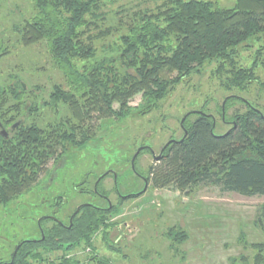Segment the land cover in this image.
<instances>
[{"label":"trees","instance_id":"trees-1","mask_svg":"<svg viewBox=\"0 0 264 264\" xmlns=\"http://www.w3.org/2000/svg\"><path fill=\"white\" fill-rule=\"evenodd\" d=\"M34 1L38 14L23 27L22 41L47 43L53 61L69 80L70 90L57 88L50 103L42 106L50 108L55 120L34 121L48 109L25 101L24 83H0V205L10 204L36 186L52 160L57 167L69 146L80 144L76 142L79 125L93 116L124 120L133 113L128 104L140 94L146 101L139 108L140 115H146L177 85L211 65H217L216 74L228 75L224 82L228 91H246L255 82L252 69H237L235 56L261 42L264 0H235L232 7L224 8L208 0H162L155 9L139 12L127 32L118 36L114 55L100 59L95 41L84 35L91 20L99 16L103 0ZM61 103L70 109L66 121L58 119ZM115 103L120 105L119 112L113 108ZM245 104L247 112L234 117L230 130L220 136L211 116L197 113L193 120L187 118L184 137L167 146L148 172L147 184L152 188L175 184L182 189L215 186L223 193L264 197V113ZM17 123L20 125L14 129ZM3 129L7 137L2 136ZM86 138L85 134L82 145ZM106 178L98 183V192L108 197L110 193L102 188ZM116 183L115 192L119 191ZM56 200L60 211L62 201ZM115 210L109 204H85L68 223L43 218L40 239L21 241L15 261L12 263L13 253L9 264H82L69 258L79 249L91 250L89 263L111 264L99 257L95 239L100 234V245L121 252L119 240H111L117 227L110 222ZM48 222L53 226L47 227ZM258 224L264 232V206ZM172 232L174 242L185 241L186 233L178 228ZM59 253L61 256L50 261V256Z\"/></svg>","mask_w":264,"mask_h":264},{"label":"rangeland","instance_id":"rangeland-1","mask_svg":"<svg viewBox=\"0 0 264 264\" xmlns=\"http://www.w3.org/2000/svg\"><path fill=\"white\" fill-rule=\"evenodd\" d=\"M208 1L221 8L235 3V0ZM161 2L103 0L99 16L91 20L84 35L95 41L98 58L114 55L118 36L127 32L131 21L139 12L155 9ZM37 14L34 0H0V54H4L0 57V83H24L25 101L37 103L41 108L50 103L57 88L69 91L70 87L45 41H22L23 27ZM263 45L264 35L260 43L235 56L237 69L254 71L255 82L246 91L226 90L224 82L228 75L216 74L217 65H211L177 85L146 115H140L139 108L146 104L140 94L128 104L133 113L124 120H98L93 116L79 125L82 128L76 142L80 144L70 145L57 167L52 160L30 191L6 206L0 205V262L8 264L21 241L39 240V221L55 211L58 219L68 223L81 205L107 207V201L92 192L99 177L107 176L102 188L110 193L109 201L116 207L110 222L121 227L112 231L111 240L117 242L123 237L117 246L121 252L117 253L100 245V235L97 236L100 258L111 264H264V232L258 224L264 197L223 193L215 186L182 189L175 184L166 188L146 184L148 172L157 165L155 157L160 156L168 143L184 137L187 118L193 120L197 113L211 116L215 133L220 136L230 130L234 117L247 112L246 102L264 113ZM258 50H262L261 55ZM113 108L120 111L118 103ZM41 109L48 110L34 121L56 119L50 108ZM58 109V119L66 121L70 117L68 105L61 103ZM69 121L70 125L75 124L72 118ZM85 134L87 142L82 145ZM138 151L134 171L131 162ZM113 175L118 179L119 194L137 195L136 198L122 201L114 191ZM57 198L63 204L60 211L55 206ZM46 226L52 227L53 223ZM175 228L186 233L182 244L173 241ZM90 253L91 250L79 249L69 258H77L82 264H96L88 262ZM59 256L61 253L53 254L49 259Z\"/></svg>","mask_w":264,"mask_h":264},{"label":"flooded vegetation","instance_id":"flooded-vegetation-1","mask_svg":"<svg viewBox=\"0 0 264 264\" xmlns=\"http://www.w3.org/2000/svg\"><path fill=\"white\" fill-rule=\"evenodd\" d=\"M113 177H114V179H115V183H116V182H117V177H116V175H113ZM101 178H104V176L99 177V179L97 180V182H96V184H95V186H94V190H93L92 192H93L94 196L104 199L105 201H107V203L110 205V207H112V205H111V203H110V201H109V197H107V196H105V195H103V194H100V193L98 192V183L102 181ZM116 184H117V183H116ZM116 184H115V185H116ZM146 184H147V182H146ZM96 189H97V190H96ZM116 193H117V195H118L120 198H123V197L119 194V191H116ZM82 206H84V205L79 206L78 209L80 208V210H81ZM56 213H57V212L55 211L54 214H52L50 217H47V218H50V220H51L53 223H60V220L57 218V215H55ZM41 220H42V219H41ZM41 220L39 221V226H40V222H41ZM125 227L128 228V225H125ZM119 228H121V227H119V226L117 225L116 229H119ZM128 229H129V228H128ZM129 231H130V230H129ZM129 233H133V232L130 231ZM122 237H123V236H120L118 240L120 241V240L122 239ZM43 238H45L44 235H43ZM19 248H20V245L17 246V250L14 252V256H13V259H12V263H13V262L15 261V259H16L17 252H18ZM87 250H90V249H87ZM8 264H9V263H8Z\"/></svg>","mask_w":264,"mask_h":264},{"label":"water","instance_id":"water-1","mask_svg":"<svg viewBox=\"0 0 264 264\" xmlns=\"http://www.w3.org/2000/svg\"><path fill=\"white\" fill-rule=\"evenodd\" d=\"M224 116H225V111H223V118H224ZM19 125H20V123H17V124H15V125L13 126V128L15 129V128H17ZM0 128H1V129L3 128V126H2L1 123H0ZM182 128H183V123H182ZM183 129H184V128H183ZM1 134H2V136L7 137V131H5L4 129L2 130ZM171 142H174V141H171ZM171 142H170V143H171ZM170 143H168V144L166 145V147H164V149L162 150V152H161V154H160L159 157H155V160H156V161H159V160L162 158V156H163V152L165 151V149L167 148V146H168ZM139 152H140V151H138V153L136 154V156L133 158V161H132V167H133V170H134V162H135V160H136V158H137ZM79 211H80V208L78 209L77 212H79Z\"/></svg>","mask_w":264,"mask_h":264},{"label":"bare ground","instance_id":"bare-ground-1","mask_svg":"<svg viewBox=\"0 0 264 264\" xmlns=\"http://www.w3.org/2000/svg\"><path fill=\"white\" fill-rule=\"evenodd\" d=\"M117 188V187H116ZM97 190V189H96ZM128 198V197H127ZM100 235V234H99Z\"/></svg>","mask_w":264,"mask_h":264}]
</instances>
